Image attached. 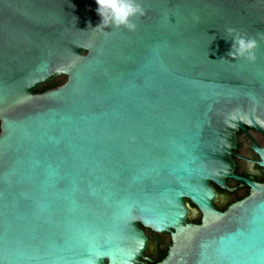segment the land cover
Returning a JSON list of instances; mask_svg holds the SVG:
<instances>
[{
    "label": "water",
    "instance_id": "1",
    "mask_svg": "<svg viewBox=\"0 0 264 264\" xmlns=\"http://www.w3.org/2000/svg\"><path fill=\"white\" fill-rule=\"evenodd\" d=\"M138 2L129 31L95 0H0V264H139L145 230L171 237L157 264H264V182L231 175L264 131V0ZM228 177L251 194L220 211Z\"/></svg>",
    "mask_w": 264,
    "mask_h": 264
},
{
    "label": "flooded vegetation",
    "instance_id": "2",
    "mask_svg": "<svg viewBox=\"0 0 264 264\" xmlns=\"http://www.w3.org/2000/svg\"><path fill=\"white\" fill-rule=\"evenodd\" d=\"M236 137V148L232 151L235 166L231 175L262 184L264 182V167L259 164L260 157L253 147L255 145L260 148L264 146V131L259 132L254 128L246 127L245 130L239 129ZM240 179L234 177L226 179V185L230 190L221 189L211 183L217 194L214 203L216 209L225 211L230 205L247 198L251 194V188ZM200 219L199 211H196V214L189 213V222L195 223L197 221L196 224H198ZM145 233L148 237V246L139 264H157L164 259L171 248V237L167 233L156 234L150 230H145Z\"/></svg>",
    "mask_w": 264,
    "mask_h": 264
},
{
    "label": "clouds",
    "instance_id": "3",
    "mask_svg": "<svg viewBox=\"0 0 264 264\" xmlns=\"http://www.w3.org/2000/svg\"><path fill=\"white\" fill-rule=\"evenodd\" d=\"M95 3L97 5L96 12L101 18V22L96 28H125L134 31L137 26L135 20L145 15L138 0H95ZM227 31L232 39L227 55L233 59L243 58L254 62L256 59L255 49L258 47L257 40L236 33L234 29Z\"/></svg>",
    "mask_w": 264,
    "mask_h": 264
},
{
    "label": "trees",
    "instance_id": "4",
    "mask_svg": "<svg viewBox=\"0 0 264 264\" xmlns=\"http://www.w3.org/2000/svg\"><path fill=\"white\" fill-rule=\"evenodd\" d=\"M62 83H63V82H62L61 80H58V78H57V79H54V80H52L51 82H49L48 84H45V85H43L41 88H39V89L37 90V92H38V93H41V92H44V91H46V90H48V89H52V88L58 87V86H60ZM196 222H197V221H195V223H196Z\"/></svg>",
    "mask_w": 264,
    "mask_h": 264
}]
</instances>
